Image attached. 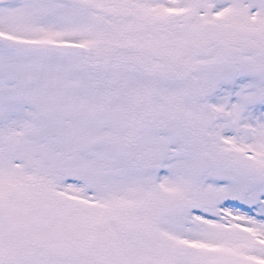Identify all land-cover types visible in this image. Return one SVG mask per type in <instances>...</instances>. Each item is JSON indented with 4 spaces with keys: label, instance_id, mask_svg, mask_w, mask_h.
<instances>
[{
    "label": "snow or ice",
    "instance_id": "obj_1",
    "mask_svg": "<svg viewBox=\"0 0 264 264\" xmlns=\"http://www.w3.org/2000/svg\"><path fill=\"white\" fill-rule=\"evenodd\" d=\"M0 264H264V0H0Z\"/></svg>",
    "mask_w": 264,
    "mask_h": 264
}]
</instances>
